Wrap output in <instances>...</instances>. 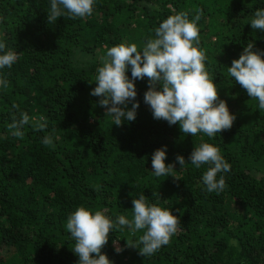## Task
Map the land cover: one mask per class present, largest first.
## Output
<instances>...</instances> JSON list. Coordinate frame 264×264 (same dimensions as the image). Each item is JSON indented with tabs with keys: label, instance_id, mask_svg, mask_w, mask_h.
<instances>
[{
	"label": "trees",
	"instance_id": "16d2710c",
	"mask_svg": "<svg viewBox=\"0 0 264 264\" xmlns=\"http://www.w3.org/2000/svg\"><path fill=\"white\" fill-rule=\"evenodd\" d=\"M258 8L264 0H96L91 16L48 22L49 0H0V38L19 55L3 69L9 86L0 89V264H77L68 215L83 205L130 219L142 193L179 218L177 232L149 257L130 246L142 233L110 232L102 252L114 264H264V109L227 71L247 42L264 50V32L247 24ZM198 10L199 48L235 114L232 127L191 137L154 119L143 102L147 78L135 81V121L113 124L90 95L100 57L120 43L142 49L169 15L191 19ZM21 112L44 116L47 129L26 125L23 139L13 137L7 126ZM49 134L54 146L41 142ZM201 142L231 164L219 194L202 183L206 165L175 162H189ZM164 145L174 171L157 177L151 154Z\"/></svg>",
	"mask_w": 264,
	"mask_h": 264
},
{
	"label": "clouds",
	"instance_id": "9594fccd",
	"mask_svg": "<svg viewBox=\"0 0 264 264\" xmlns=\"http://www.w3.org/2000/svg\"><path fill=\"white\" fill-rule=\"evenodd\" d=\"M49 3L47 20L51 22L64 16L72 19L91 16L96 0H49ZM199 20V10L191 19L184 12L169 15L154 29V37L142 49L135 43L107 48L100 57L101 66L96 69L93 80L96 86L90 95L99 97V105L106 108L113 124L120 126L135 121L139 108L135 81L147 78L143 102L149 106L154 119L164 120L169 126L178 124L180 132L191 137L203 133L214 138L232 127L235 114L219 98L217 85L206 68V54L199 48ZM247 24L253 30L264 32V8L256 9ZM6 48L0 38V89L9 86L3 69L12 68L19 59L16 51ZM227 71L250 98L258 101V109H264V50L257 49L252 41L247 42ZM26 125L37 131L48 127L44 116H29L26 112H21L19 118L13 117L7 127L13 137L23 139ZM41 142L54 146L51 134L45 135ZM166 158V145L151 154L155 176L168 177L174 171V164H166ZM188 161L182 155L175 159L180 168L189 163L197 169L206 165L207 170L201 177L206 191L217 194L224 191L225 174L231 171V164L217 146L201 142L193 147ZM132 205L130 219L125 215L113 219L83 205L68 215L66 229L75 240L72 251L78 257L77 264H114L102 248L108 243L110 232L125 227L133 233H142L136 245H127L137 248L144 257L154 255L170 242L180 220L169 208L152 203L143 193L132 200ZM113 247L116 253L124 250L118 240L113 241Z\"/></svg>",
	"mask_w": 264,
	"mask_h": 264
}]
</instances>
